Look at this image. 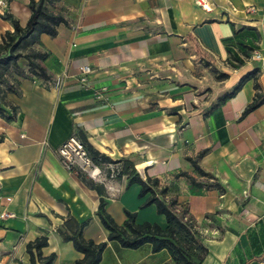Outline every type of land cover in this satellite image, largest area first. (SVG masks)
Returning <instances> with one entry per match:
<instances>
[{
	"label": "crops",
	"instance_id": "crops-1",
	"mask_svg": "<svg viewBox=\"0 0 264 264\" xmlns=\"http://www.w3.org/2000/svg\"><path fill=\"white\" fill-rule=\"evenodd\" d=\"M29 1L6 0L0 40L12 20L26 25ZM52 11L65 23L33 47L47 54L40 64L49 81L8 75L17 93L7 99L18 110L14 121L0 116V264H29L25 246L40 236L47 237L43 257L75 264L82 255L57 232L68 218L90 220L85 240L107 241L96 216L99 196L87 185L102 183L66 171L56 153L78 134L99 154L131 161L142 180L166 188L162 199L191 218L207 248L202 264H249L256 251L264 253V102L245 112L255 94L264 96V0H210L206 10L193 0H56ZM246 47L248 58L241 54ZM229 52L242 65L231 67ZM82 66L91 71L85 86L78 82ZM211 68L227 78L207 75V88ZM253 69L255 79L213 108ZM105 184L106 212L117 225L127 211L136 224L166 227L154 205H143L149 195L139 198L138 184L127 185L126 176ZM169 262L164 250L110 242L99 264Z\"/></svg>",
	"mask_w": 264,
	"mask_h": 264
},
{
	"label": "trees",
	"instance_id": "trees-1",
	"mask_svg": "<svg viewBox=\"0 0 264 264\" xmlns=\"http://www.w3.org/2000/svg\"><path fill=\"white\" fill-rule=\"evenodd\" d=\"M56 0H30V16L24 27L12 20L11 32H6L0 40V116L7 121H14L16 118L17 106L13 105L8 99V94H16L17 87L8 81L10 73L20 78L28 75L34 76L44 82L49 81L41 62L47 58L46 53L34 50V45L39 41L41 35L45 34L54 37L57 27L65 23L62 16L53 13ZM242 36V30L235 33V38ZM247 51H242L244 58H248L251 48L246 47ZM230 53V52H229ZM25 64L24 71L18 63ZM242 60L235 54L230 53L229 64L231 67L242 65ZM215 79L220 81L227 78L226 74L218 73L214 70ZM257 70L246 73L240 78L236 86L225 94L221 95L217 105L224 103L232 98L241 87L249 80L255 79ZM257 90V85H254ZM264 102V96L255 94L253 102L246 108L245 112L252 111ZM9 110V112L6 111ZM76 138L82 143L92 162L101 170H105L108 177L110 170L107 165H118L115 170V179L123 176L127 177V185L138 184L140 186L139 198L149 195L144 206L154 205L156 212L163 215L166 221V227L161 229L157 225L149 223L136 224L135 214L124 211L125 220L122 225H117L110 215L106 212L105 189L102 184H89V187L96 191L99 196V204L96 216L102 227L107 231V241L94 243L91 240H85L82 236L84 229L89 225L90 220L82 223L68 218L57 229V232L64 241L71 242L74 250L82 255L75 264H99L103 252L110 242L117 243L121 248L136 250L144 245L151 247L152 253L166 251L169 254L170 262L166 264H202L207 256V248L202 242L199 232L195 229L194 223L185 212L176 210L174 200L165 202L162 197L166 193V188L159 186L157 179L146 178L142 180L134 169L131 161L123 159L113 161L108 157L99 154L86 141L85 137L78 134ZM1 141V139H0ZM203 153H200L201 156ZM197 174L201 177L212 179V176L203 172L195 160L188 159ZM189 179L191 184L194 181L186 174H180ZM212 187L223 191L221 186L214 183ZM264 244V242H263ZM47 246V237L40 236L25 246V252L29 258V264H53L55 255L48 257L42 256V249ZM264 262V253L256 251L250 258L251 263ZM242 264V263H241ZM244 264V263H243Z\"/></svg>",
	"mask_w": 264,
	"mask_h": 264
},
{
	"label": "built area",
	"instance_id": "built-area-1",
	"mask_svg": "<svg viewBox=\"0 0 264 264\" xmlns=\"http://www.w3.org/2000/svg\"><path fill=\"white\" fill-rule=\"evenodd\" d=\"M195 5L202 10H206L210 7V0H193ZM7 7L6 0H0V15L3 14V10ZM252 11V8L249 9ZM256 59H259V55H255ZM91 73L88 66H82L79 68L78 82L85 86L88 83V75ZM105 89H102L96 93L97 98H101ZM56 153L60 158L61 166L68 172L82 174L88 179L95 182H101L105 184V180L115 179V170L118 165H107L110 170L108 177L101 179V170L90 159L82 143L75 137L69 136L64 140L56 149ZM109 192H114L112 188L104 185ZM4 217H12L10 214H3Z\"/></svg>",
	"mask_w": 264,
	"mask_h": 264
},
{
	"label": "rangeland",
	"instance_id": "rangeland-1",
	"mask_svg": "<svg viewBox=\"0 0 264 264\" xmlns=\"http://www.w3.org/2000/svg\"><path fill=\"white\" fill-rule=\"evenodd\" d=\"M214 70H215L214 68L209 69V70H208V71H209L208 74L206 73L205 76H204L205 79H203V83H204V86H207V88H209L210 86H208V85H206V84H208L210 81H209V78L206 79V77H207V75H208V76H210L212 79H215V76H214V74H215V73H214ZM197 77H203V73L199 74ZM215 80H216V79H215Z\"/></svg>",
	"mask_w": 264,
	"mask_h": 264
}]
</instances>
